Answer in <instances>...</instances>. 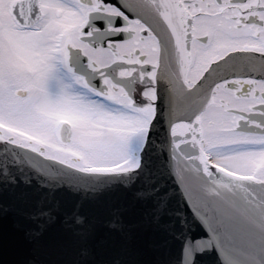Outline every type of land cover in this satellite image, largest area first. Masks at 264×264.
<instances>
[{
  "label": "snow or ice",
  "instance_id": "snow-or-ice-1",
  "mask_svg": "<svg viewBox=\"0 0 264 264\" xmlns=\"http://www.w3.org/2000/svg\"><path fill=\"white\" fill-rule=\"evenodd\" d=\"M63 108L121 130L178 262L264 264V0H0V123Z\"/></svg>",
  "mask_w": 264,
  "mask_h": 264
},
{
  "label": "water",
  "instance_id": "water-1",
  "mask_svg": "<svg viewBox=\"0 0 264 264\" xmlns=\"http://www.w3.org/2000/svg\"><path fill=\"white\" fill-rule=\"evenodd\" d=\"M147 192L135 171L90 173L0 149V264H182L171 218Z\"/></svg>",
  "mask_w": 264,
  "mask_h": 264
},
{
  "label": "flooded vegetation",
  "instance_id": "flooded-vegetation-1",
  "mask_svg": "<svg viewBox=\"0 0 264 264\" xmlns=\"http://www.w3.org/2000/svg\"><path fill=\"white\" fill-rule=\"evenodd\" d=\"M70 108L50 112L36 126L40 132L29 134L22 128L7 127L0 123V132L17 139L23 149L59 162L65 166L98 173L127 174L135 171L138 158L127 154L119 137L121 130L94 123L72 114ZM61 123L63 131L56 134ZM65 131V134H64Z\"/></svg>",
  "mask_w": 264,
  "mask_h": 264
}]
</instances>
